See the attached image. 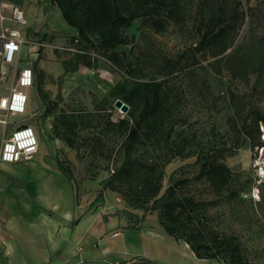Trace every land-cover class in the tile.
<instances>
[{
  "label": "trees",
  "instance_id": "16d2710c",
  "mask_svg": "<svg viewBox=\"0 0 264 264\" xmlns=\"http://www.w3.org/2000/svg\"><path fill=\"white\" fill-rule=\"evenodd\" d=\"M184 1L45 0L46 22L39 32L28 31V34L35 37L38 44L44 43L52 22L51 14L55 9L59 10L65 23L77 33L73 38L77 50L75 58L62 62L65 73L77 72L80 67L96 70L99 60L110 63L123 78L109 90L108 98L122 101L130 110L127 118L114 122L107 113V99L94 98V111L71 109L58 114L62 100L59 90L54 101L46 94L43 121L53 117L51 139L63 142L78 153L84 147L101 146V137L91 136L89 132L87 137H79L80 132L96 126L122 138L120 145L112 147L108 155L114 159L120 156L122 162L107 178L102 191L118 193L129 205L143 209L145 213L149 210L157 212L165 233L187 245L197 260L249 264L236 237L219 235L203 226L200 212L206 205L179 192L188 181H179L162 192L165 167L175 158L189 159L196 154L190 140L174 138L178 125L188 124L187 120L176 117L182 95L174 84L200 65L202 53L216 50L217 55H224L230 50L244 22L240 4L235 5V0L232 4L229 0H198L194 27L199 33V41L176 57L157 54L153 40L146 33L141 32L137 39L130 36L129 32L135 26L161 34L170 22L182 23ZM262 43L250 38L237 51L239 58L236 61L242 69L256 68L260 76L264 70V51L260 52ZM253 54L258 56L253 57ZM223 60L235 71V52ZM32 65L35 74L32 89L42 94L45 73L38 69V60ZM249 117L253 127L247 130L243 126L240 132L253 148H264L260 130V126H264V115L251 109ZM223 154L224 150L217 149L197 155L200 169L196 180L207 179L218 193L224 189L229 193L231 175L220 163ZM59 168L68 179L74 178L68 163L60 162ZM95 178L96 175L91 177L92 180ZM79 200L77 191V202ZM140 259L134 257L124 264H143Z\"/></svg>",
  "mask_w": 264,
  "mask_h": 264
},
{
  "label": "rangeland",
  "instance_id": "374dc122",
  "mask_svg": "<svg viewBox=\"0 0 264 264\" xmlns=\"http://www.w3.org/2000/svg\"><path fill=\"white\" fill-rule=\"evenodd\" d=\"M229 1L232 4L233 0ZM197 3L198 0H185L182 23L170 22L165 32L161 34L155 33L150 28L138 26L133 27L129 34L136 39L141 32L148 34L154 42L157 54L174 58L199 41V33L194 27ZM237 3L240 4L239 11L244 16V22L235 44L224 55H217L216 50L202 53L199 58L200 65L182 81L174 84L182 95L176 117L188 121L187 125H178L174 138L177 141L182 138L190 140L196 154L189 159L175 158L165 167L162 192L179 181H188L179 192L206 205L200 215L207 231L236 237L249 264H264V148H253L244 133L240 132L243 126L247 130L253 127L249 117L251 109H257L264 115V70L262 69L260 76L256 68L242 69L236 62L239 58L237 51L241 50L242 44L247 43L250 38L261 40L263 43L260 52L264 51V0H235V5ZM229 9L232 11L233 6L230 5ZM53 12L51 19L56 23ZM15 27L21 33L27 31L26 26L15 25ZM57 35L59 36L54 39L49 37L44 43L38 44L35 37L28 34L31 43L22 53L19 67L22 69L27 65L32 68L34 59L38 60V69L45 73L43 93L39 94L32 89L27 113L23 116H12L7 126H0V147L19 126L30 124L37 129L40 138L41 154L37 155L36 159L42 157V153L51 159L57 157L62 162L70 158L72 160L70 166L79 184L85 180L96 183L97 203L101 201L110 203V208L116 210L113 214L125 217L129 228L146 223L154 229H160L157 212L149 210L145 213L143 209L129 205V202L118 193L110 190L102 191L107 178L122 162L120 156H116L115 159L114 156L113 158L108 156L112 147L117 148L120 145L122 138L104 132L96 126L80 132L79 137H87L89 133L92 134L91 136L101 137V146L84 147L79 153L67 149V154L63 152L62 142L51 141L53 117L43 121L42 116L47 107L45 97L47 93L48 98L54 101L59 90L61 91L62 100L59 102L58 114L62 110L71 109L90 108L94 111L92 100L106 98L107 113L114 122L127 118V114L114 106L115 101L108 98L109 90L122 80V74L104 60H99L96 70L80 67L77 72L65 73L62 62L75 58L77 50L70 34L57 33ZM28 49L31 51L29 52ZM31 52L38 54V58H33ZM234 52L235 71L223 60L225 56ZM255 56L258 55L253 54V57ZM14 70L15 67L6 69L7 76L0 83V92L4 95L13 86ZM232 96H235L234 100ZM260 127L261 141L264 143V126ZM217 149L224 150L220 163L230 170L229 193L228 189L218 193L207 179L196 180L200 169L197 155ZM93 175H96L94 180L91 179ZM231 191L233 193L230 195ZM93 192L90 191L91 194ZM103 211L105 210L102 209L101 212ZM176 243L178 254L190 257L191 252L186 247L180 246L179 241ZM140 260L144 261L143 264H157L142 257ZM219 263L225 264L221 261ZM172 264L182 263L178 259Z\"/></svg>",
  "mask_w": 264,
  "mask_h": 264
},
{
  "label": "crops",
  "instance_id": "0c3cea01",
  "mask_svg": "<svg viewBox=\"0 0 264 264\" xmlns=\"http://www.w3.org/2000/svg\"><path fill=\"white\" fill-rule=\"evenodd\" d=\"M44 3L45 0H0V13L9 16L12 6L21 7L27 21L23 34L28 37V31L37 33L46 22ZM53 14L57 21H52L48 38L54 39L57 33L75 38L77 33L65 23L61 12L55 9ZM31 54L33 58L38 56ZM28 93L30 96L31 90ZM40 149L39 146L37 155ZM62 149L65 154L71 150L63 142ZM36 156L16 165L0 163V264H120L134 257L157 264H172L178 259L182 264H220L197 260L183 242H179L180 246L191 255H179L177 241L162 227L154 229L145 223L129 228L125 217L113 214L116 210L110 208V203H97L94 181L79 184L74 172L72 180L63 174L59 168L62 161L57 157L51 159L43 153L39 159ZM64 162L70 165L72 160Z\"/></svg>",
  "mask_w": 264,
  "mask_h": 264
},
{
  "label": "built area",
  "instance_id": "2783aa9c",
  "mask_svg": "<svg viewBox=\"0 0 264 264\" xmlns=\"http://www.w3.org/2000/svg\"><path fill=\"white\" fill-rule=\"evenodd\" d=\"M15 25H27L25 13L21 7H11L10 15L0 13V83L7 76L6 69L15 67L13 86L7 94L0 96V126H7L12 116L27 113L30 101L29 91L35 83V74L31 67L20 69L21 53L31 40L16 29ZM76 52V51H74ZM39 138L30 124H22L8 138L0 149V163L16 165L30 162L38 153Z\"/></svg>",
  "mask_w": 264,
  "mask_h": 264
},
{
  "label": "water",
  "instance_id": "95a60500",
  "mask_svg": "<svg viewBox=\"0 0 264 264\" xmlns=\"http://www.w3.org/2000/svg\"><path fill=\"white\" fill-rule=\"evenodd\" d=\"M114 106H115L117 109L121 110V111H122L123 113H125V114H127V113L129 112V110H130V108H129L125 103H123V102L120 101V100H117V101L115 102Z\"/></svg>",
  "mask_w": 264,
  "mask_h": 264
}]
</instances>
